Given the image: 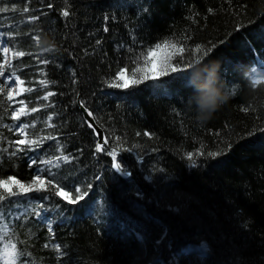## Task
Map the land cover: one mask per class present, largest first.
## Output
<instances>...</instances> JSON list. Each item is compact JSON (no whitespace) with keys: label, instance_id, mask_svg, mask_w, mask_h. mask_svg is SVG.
Masks as SVG:
<instances>
[{"label":"trees","instance_id":"1","mask_svg":"<svg viewBox=\"0 0 264 264\" xmlns=\"http://www.w3.org/2000/svg\"><path fill=\"white\" fill-rule=\"evenodd\" d=\"M0 8V264L13 245L16 264H264V83L253 84L264 79V0ZM166 42L184 49L171 59L180 70L144 79ZM7 47L17 97L2 76ZM193 61H219L229 93L206 122L188 102ZM123 75L128 88L116 86ZM38 176L40 191L11 182Z\"/></svg>","mask_w":264,"mask_h":264},{"label":"clouds","instance_id":"2","mask_svg":"<svg viewBox=\"0 0 264 264\" xmlns=\"http://www.w3.org/2000/svg\"><path fill=\"white\" fill-rule=\"evenodd\" d=\"M187 68L193 73L186 81V86L192 89L188 102L194 107L196 118L206 122L218 108L224 104L229 96L222 82V69L219 61H210L207 64L202 61H193ZM249 72H245L248 76ZM264 83V79L253 80V84Z\"/></svg>","mask_w":264,"mask_h":264},{"label":"snow or ice","instance_id":"3","mask_svg":"<svg viewBox=\"0 0 264 264\" xmlns=\"http://www.w3.org/2000/svg\"><path fill=\"white\" fill-rule=\"evenodd\" d=\"M9 11L8 8H0V12H7ZM65 16L68 15L67 12H64L63 13ZM162 48H171V49H174L175 51L172 52L170 55L168 56H165L162 58L161 62H160V70L159 72L156 71V63L154 61L151 60V57L155 56L156 55V52L153 51V52H149L148 53V56L146 57V59L151 63V67L148 69V72L151 73V75H147L145 74L144 75V79H154L157 75H167L169 70H171L173 73L179 71L180 69H177L174 65L171 64V59H172V56H174L177 52L179 53H182L184 51V49L182 48H177L176 44H170L169 42H166L164 45H160V44H157L156 45V49L159 50V49H162ZM5 51H7V49H5ZM196 51H200V49H197ZM17 55H20V56H23L24 53L23 52H19L17 53ZM191 65L188 64V67H190ZM138 81L135 80V74H134V77H133V81L132 83H136ZM23 83V82H21ZM129 81L128 80H125V82L122 84V85H116L118 87H123V88H128L129 87ZM49 95H51V93H49ZM45 99H47V97H45ZM90 115V113H89ZM20 143H24V141H20ZM31 143H35L34 141L31 142ZM109 155H112V153L110 152ZM212 155H216L215 153H213ZM65 159H67V157H65ZM189 159H191V157H189ZM50 163V161L48 162ZM114 167L119 171L121 169V165L119 163L115 164ZM12 183H15L19 186L20 190L23 191V192H29V191H40L43 187H44V182L41 181L39 179V177H37V179L35 181H33V183L31 185H24V184H20L19 181H16V180H13L11 181ZM9 182L7 181H0V186L2 187H7V184ZM8 191H11V189H7ZM77 192L80 191V189H76ZM138 196L140 195L139 192L136 193ZM57 195H61V196H64L65 198H68V194L66 192L63 191V189L60 190V192L57 193ZM87 195V193H83L81 194L80 196H78L76 198V200H72V199H68V202L69 203H76L77 200H82L84 199V197ZM4 255L6 256L7 258V264H16V258H17V251H16V248H15V245H13L11 248L7 249L4 253Z\"/></svg>","mask_w":264,"mask_h":264},{"label":"rangeland","instance_id":"4","mask_svg":"<svg viewBox=\"0 0 264 264\" xmlns=\"http://www.w3.org/2000/svg\"><path fill=\"white\" fill-rule=\"evenodd\" d=\"M155 52H156V55L151 57V60L156 63V71L159 72L158 69H160V62H161L162 58L165 57V56H168L170 54V52L165 50V49H163L162 51L158 50V52L157 51H155ZM9 56H10V51L7 50L5 52L6 60H5L4 64L1 66V69H2V72H3L2 76H4L5 80H7V82L8 81L12 82V87H11V90H10L11 91L10 96L11 97H17L23 91V86H22L21 82L18 79H16L13 75L8 73V71H7L8 69H6V67H8L7 65H9L11 60H12ZM122 77H123V83L125 82V80H128L127 75H123ZM128 81L130 82V80H128ZM21 110H22L21 108H17V111L15 112L16 116H20L21 115ZM83 118H84V115H83ZM84 121H85V119H84ZM24 140L25 139H23L22 141H24ZM36 179H37V177H36ZM39 179L41 181H43V179L41 177H39ZM64 199H66V198L64 197ZM105 211L106 210H103V213H105Z\"/></svg>","mask_w":264,"mask_h":264},{"label":"water","instance_id":"5","mask_svg":"<svg viewBox=\"0 0 264 264\" xmlns=\"http://www.w3.org/2000/svg\"><path fill=\"white\" fill-rule=\"evenodd\" d=\"M79 106H80V110H82V113L84 115V119L87 122V124L97 133V137H98V143L99 146L103 147L106 142V135H105V131H103V129L100 127V125H98L97 121L95 120V116L93 114V112L86 108L81 101L79 100ZM90 113V115H89ZM117 160L115 159L113 164H117ZM113 165L114 170L118 173V175H120L122 178H130V175L127 174L126 172H123L121 170H117ZM170 264H174V262L170 261Z\"/></svg>","mask_w":264,"mask_h":264}]
</instances>
